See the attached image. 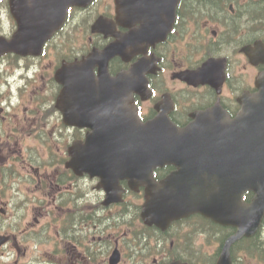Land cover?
I'll use <instances>...</instances> for the list:
<instances>
[{
	"label": "flooded vegetation",
	"instance_id": "obj_1",
	"mask_svg": "<svg viewBox=\"0 0 264 264\" xmlns=\"http://www.w3.org/2000/svg\"><path fill=\"white\" fill-rule=\"evenodd\" d=\"M5 10L7 0H0V38H9L14 30ZM261 21L264 0L180 1L173 31L149 51L158 59L157 73L147 75L152 97L157 93L153 103H163L164 109L167 97L168 117L178 126L191 120L192 111L215 103L234 118L242 105L237 96L247 95L248 104L256 100L250 97L257 91L255 78L264 64L252 63L244 47L264 42ZM184 50L192 67L180 63ZM209 57L224 61L222 86L192 87L173 78L176 70L196 68ZM48 62L51 66L44 71L52 72L55 64ZM40 66L13 53L0 55V264H112L114 250L120 254L117 264H169L178 259L175 223L162 233L161 245L148 242L140 204L128 199L132 192L124 189V202L118 206L127 213H118L123 218L112 223L116 205H104L105 193L96 185L99 179L78 172L83 149L77 170L69 168L70 146L83 144L88 130L63 121L53 102L58 86ZM128 66L115 58L110 70L114 74ZM135 104H141L137 97ZM155 114L150 105L146 113L141 111L145 119ZM123 226L124 232L117 233Z\"/></svg>",
	"mask_w": 264,
	"mask_h": 264
},
{
	"label": "water",
	"instance_id": "obj_2",
	"mask_svg": "<svg viewBox=\"0 0 264 264\" xmlns=\"http://www.w3.org/2000/svg\"><path fill=\"white\" fill-rule=\"evenodd\" d=\"M259 114L261 125L264 113ZM243 134L244 140H240L238 145H234L236 142H226L227 145L222 142L192 145L191 136L188 139L187 136L183 138L175 134L173 143L169 146L159 144L154 147L150 138L144 142L146 145L135 150L128 164L135 168H138V164L145 167L143 177L146 178V146L153 147L150 151L154 149V153L167 149V153L176 155V163L181 161L187 164L185 173L182 174L184 180L178 185V188L183 185L187 189L186 194L183 197L179 192L181 190H175L183 206L189 207L191 200L192 208L202 212L205 217L222 225L236 226L237 236L250 235L264 214V128L259 132L252 125L244 128ZM240 143H243L242 149ZM202 150L207 152L201 153ZM215 172L218 177L213 176ZM246 190L254 192L249 204L241 201V193ZM222 262L227 264L225 255Z\"/></svg>",
	"mask_w": 264,
	"mask_h": 264
},
{
	"label": "bare ground",
	"instance_id": "obj_3",
	"mask_svg": "<svg viewBox=\"0 0 264 264\" xmlns=\"http://www.w3.org/2000/svg\"><path fill=\"white\" fill-rule=\"evenodd\" d=\"M117 105H118V108L124 110V106H123V104H121V103H117ZM127 127H128V126H127L126 124H122V126H121L120 128L125 129V128H127ZM235 250H237V248H236ZM235 250H234V249L227 248V249H226V255H227V257H228V258H233V255H235Z\"/></svg>",
	"mask_w": 264,
	"mask_h": 264
}]
</instances>
